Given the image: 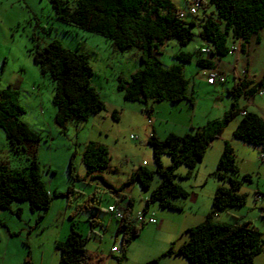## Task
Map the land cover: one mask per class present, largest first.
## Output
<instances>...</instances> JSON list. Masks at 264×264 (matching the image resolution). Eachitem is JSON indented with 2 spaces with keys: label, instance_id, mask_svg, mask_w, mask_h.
Returning a JSON list of instances; mask_svg holds the SVG:
<instances>
[{
  "label": "rangeland",
  "instance_id": "1",
  "mask_svg": "<svg viewBox=\"0 0 264 264\" xmlns=\"http://www.w3.org/2000/svg\"><path fill=\"white\" fill-rule=\"evenodd\" d=\"M62 1L71 9L75 6V0ZM172 1L178 8L187 11L186 0ZM203 2L206 11H214L209 0ZM203 14L204 9H201L198 18ZM192 31L194 39L185 47H180L174 39L168 40L159 47L158 58L166 68L176 64L182 66L183 75L190 81L188 88L194 96V104L186 100L174 103L149 102L147 107L152 106L153 111L145 112V105L125 102L122 93L117 90L120 78L129 80L133 73L142 68L138 49L120 52L104 37L63 23L57 19L51 0H0V89L8 88V84L15 86L11 87L17 93L14 98L25 110L20 119L41 135L36 156L42 180L50 192L62 194L53 199L50 210L40 222L37 219L41 212H31L27 202H14L11 210H0V264H24L28 252L34 264H58L59 253L55 249V238L57 235H68L71 215L77 230L84 236L90 235L87 249L93 254L102 255V264H116L110 251L115 247L119 252L113 256H122V237L117 234L118 220L107 211L115 196V193H111V186L119 188L123 194L133 195V217L138 212L154 219H160L158 214L165 213L164 211L176 214L175 210L161 211L157 204H151L150 207L156 208L158 214H149L143 209L149 192H143L140 183L134 179L138 170L144 168L154 173L152 188L161 180L153 149L148 144L150 134L154 127L157 128L156 136L160 139L171 132L177 135L193 133L195 129L206 125V120L223 117L234 99L226 90L233 86V76L228 77L226 84L208 85L209 70L197 64L198 58L194 54L201 45V39L195 27H192ZM32 36L36 37L35 41L31 39ZM53 40H58L66 49L88 56L94 70L92 85L105 105L102 111L91 115L86 121H69L64 132L55 123L56 108L52 104L54 87L50 77L40 74L35 85L28 87L26 81L31 76L24 75L29 65L37 67L28 51L35 50L37 43L44 45ZM180 51L193 53L191 61H180L176 57ZM36 69L38 71L39 68ZM29 71L32 73V70ZM34 86L35 91L31 89ZM237 99L238 105L242 107L245 104L243 97ZM246 105L251 111L255 108L262 112L257 113L264 115V90L262 96H256L253 106ZM239 118L229 123L222 138L228 141L235 152L239 169L236 178L241 182L239 193L246 196V204L229 208L213 219L229 214V223L234 224L235 219L248 222L250 227L263 233L264 239V146L244 143L233 137ZM192 123L193 129H184V126ZM132 135L138 139L132 140ZM232 141L235 144L230 143ZM90 142L107 148L109 165L106 169L88 173L83 154ZM201 163L187 178H180L188 171L185 166L176 169L174 182L183 187L188 196L185 199H173V203L184 205L187 209L188 204L193 202L192 194H199L200 211L210 214L215 190L219 186L228 187L229 184L213 175L216 169L209 174L203 166L204 162ZM0 164H6L11 169L28 166L25 154L15 153L10 148L1 128ZM169 164L170 157L163 155L162 165L166 167ZM244 175H248L249 179L243 180ZM94 194L96 197H93ZM90 197H93L89 200L90 205L99 206L100 211L84 208ZM18 209L22 210L20 217L16 214ZM137 224H141V228L144 226L138 241L145 242V235H150V223L143 225L144 223L137 221ZM186 239L187 234L184 233L180 242ZM135 245L130 254L140 252ZM171 259L170 264H188V260L182 256L178 259L171 256ZM122 264H134V260L132 262L129 256V260Z\"/></svg>",
  "mask_w": 264,
  "mask_h": 264
},
{
  "label": "trees",
  "instance_id": "2",
  "mask_svg": "<svg viewBox=\"0 0 264 264\" xmlns=\"http://www.w3.org/2000/svg\"><path fill=\"white\" fill-rule=\"evenodd\" d=\"M201 1V9H204L201 18H198V13L181 18L184 10L172 0H75L72 9L62 0H51V3L57 19L63 23L104 37L120 52L133 48L139 50L142 68L133 73L129 80L120 78L117 90L122 93L125 102H139L145 105V112H151L153 107H147L149 102L186 100L194 104V96L188 88L190 81L183 75L182 66L176 64L166 68L158 58L159 47L168 40L174 39L180 47H185L194 39L192 27H195L201 39V45L194 53L198 58L197 64L211 72L218 70L216 62L232 51V41H241V51L244 52L245 44L264 28V0H209L214 8L211 12L206 11ZM31 39L35 41L36 37L32 36ZM35 47V50L28 52L41 75L50 77L53 83L55 123L62 132L69 121H86L105 108L99 92L92 85L94 70L87 55L64 48L58 40L44 45L37 43ZM207 47L210 52H203ZM194 54L180 51L176 57L188 63ZM263 90L264 72L258 82L247 78L236 81L228 91L234 99L223 117L209 121L193 133H170L164 139L154 133L150 135L148 144L153 149L161 180L152 188L154 173L144 168H140L134 177L142 191L149 192L145 211L151 204H157L161 210H181L173 199H185L188 192L174 182L176 169L185 166L188 171L180 178L189 177L204 159L210 145L223 134L233 119L240 117L233 132L236 140L264 146V118L240 108L237 102L238 97L253 98ZM16 94L10 87L0 90V128L10 148L15 153L25 154L28 166L11 169L6 164H0V210H11L14 202H27L31 212H41L37 219L40 222L50 210L53 199L62 194L50 192L42 180L36 156L41 135L20 119L25 110L14 98ZM165 154L170 157V164L166 167L162 165ZM83 159L88 173L106 169L109 165L107 148L93 142L86 145ZM236 160L233 148L226 142L213 175L229 186H219L215 190L212 212L200 224L187 229V239L180 246L175 248L176 244L173 243L160 257L143 264H159L161 258L173 255L186 258L188 264L255 263L263 252V233L239 219H235L234 224L219 223L213 219L218 213L246 204V196L239 193L241 182L236 178L239 174ZM242 178L248 180L249 176ZM110 188L112 192L121 194L113 186ZM93 197H96L95 194ZM93 197L86 201L84 208L100 211L99 206L90 205L89 200ZM122 198L125 200L126 196L122 195ZM133 207L134 200L129 199L123 219L118 220L117 234L122 237V256L114 257L116 264H122L127 259L128 245L142 229L133 217ZM21 212V209L16 211L18 217ZM70 220L67 237L55 242V249L59 253L58 264H95L93 253L86 246L89 237L77 230L72 215ZM24 264H34L30 252Z\"/></svg>",
  "mask_w": 264,
  "mask_h": 264
},
{
  "label": "crops",
  "instance_id": "3",
  "mask_svg": "<svg viewBox=\"0 0 264 264\" xmlns=\"http://www.w3.org/2000/svg\"><path fill=\"white\" fill-rule=\"evenodd\" d=\"M241 43H242L241 41L231 42L230 43L231 48L237 47V50L231 51L226 57H222L220 60H218L216 62L218 64V70L220 72H223V74L225 76V81L222 84L228 83V77L229 76H233V78H234L233 86L235 85L236 81L237 82L241 81L244 78L252 79L253 81L258 82L261 75H262V72H264V52H263V50H264L263 49L264 48V28L259 32V34L256 37L252 38L249 43L245 44L246 48H245L244 52L241 51ZM34 65L37 66L36 64H34ZM28 68L30 70H32L31 71L32 73H30L29 69L26 68L27 72H25L24 75L25 76L27 75V77L31 76V79L26 81V84L29 87L32 84L35 85L36 78L37 77L39 78L41 73L38 72V71H40L39 69L37 71L36 68H38V67H34V66L32 67L31 65H29ZM207 72H208L207 74L209 75V71H207ZM208 85L212 86L209 83H208ZM7 87L11 88V87H15V86H13V84H8ZM231 88H232V86H231ZM231 88H226L227 92ZM16 89H18V88H16ZM31 89L35 91V86H34V88L31 87ZM2 90H4V89H2ZM258 95L262 96L263 94L262 95L258 94ZM256 96L253 98L243 97L245 104L242 107H240V106L239 107L245 108L247 111H251L250 109L247 108L246 104H249V105L251 104L253 106ZM256 109H258V108H256ZM258 111H259V113H262L260 110H258ZM258 111L255 110V108H253V111H251V112L257 113ZM260 115H262V114H260ZM262 117L264 118V115H262ZM214 118L215 117L211 118L210 120H213ZM239 121H240V118L236 122V127H237ZM206 122L208 123L209 120L208 121L206 120L204 123H206ZM202 125H204V124H202ZM191 128L192 129L194 128L193 123L190 126H184L185 130H187V129L190 130ZM156 130H157V128L154 127L152 133H154L155 135H157L155 132ZM171 133H174V132H171ZM174 134H177V133H174ZM179 135H180V133H179ZM222 135H224V134H222ZM222 135L210 145V147L208 148L207 153H206V155L202 161L205 164L203 166L207 169V172L209 171V174H211V172H213L216 169L217 162H218V159H220V157L222 155L224 145L226 144V142H228V141L223 140ZM230 143L235 144V142L233 143V141ZM206 182H207V180H205V183ZM114 188L117 190H120L119 188H116V187H114ZM111 193L114 194V192H111ZM120 193L121 194L115 193V196H113L114 201L112 203H110L108 205V207L117 200H121V201L123 200V203L125 205L127 204L129 199L134 200L133 195H126V194H123L121 191H120ZM122 195L126 196L125 200H124V198H122ZM192 195H193V197H192L193 202L191 201L192 203L188 204V206H187L188 210L186 209V206L178 204L177 206L180 207L181 210L176 211V214L170 213V212L167 213V211H164L165 213L158 214L156 208L149 207V209L146 210V212H148L149 214H158V215H160V219H155L156 220L155 223L149 224L150 226L148 225V230L150 232V235H145V238H146L145 242L138 241L142 236L141 232H140L139 236L129 243L128 248H127V259L125 261H128L129 256H130L132 262L134 260V264H143V263L149 262L153 259L160 257L163 253H165L172 246L173 243L177 244V247L180 246L184 242V241L183 242H180V241L184 238V233L187 231V229L188 228L190 229V228L200 224L209 215V214H205V212H203L202 210L200 211V203L198 200L200 195L199 194H192ZM148 196H147V198H148ZM143 209L145 210V208H143ZM161 211H163V210H161ZM234 214H236V213L234 212ZM222 216H224V217H222ZM229 216H230L229 214L220 215V216H217L216 220L215 219L214 220L216 222H219V223H227L229 221V219L231 218V216L230 217ZM263 217H264V215H263ZM146 223L147 222H144L143 225H145ZM140 226H141V224H140ZM69 230H70V225H69ZM86 236L89 237L87 245H86L88 247V243H89V240H91V238H90L89 234H87ZM66 237H67V235H64V234L63 235H57L55 238L56 239L55 241H63ZM150 237H152V239ZM148 239H150V240H148ZM135 244L139 247L140 252L135 251L134 253L130 254V250H131L132 246H134ZM113 248L114 247L111 248L110 255H111V257L114 258L113 255L116 252L115 253L112 252ZM263 253H264V251L255 259L254 264H264V254ZM93 255L95 257L94 259L97 260V262H94V263L95 264H102V262H103L102 255L101 256L100 255L98 256L96 254H93ZM178 257L179 256H174L175 259H178ZM98 258H99V260H98ZM171 261H172L171 256L170 257H163L159 260V264H170ZM180 264H187V262H181Z\"/></svg>",
  "mask_w": 264,
  "mask_h": 264
},
{
  "label": "built area",
  "instance_id": "4",
  "mask_svg": "<svg viewBox=\"0 0 264 264\" xmlns=\"http://www.w3.org/2000/svg\"><path fill=\"white\" fill-rule=\"evenodd\" d=\"M201 7H202L201 0H187V11L182 12L180 14V17L184 18L187 15L196 16L199 10L201 9ZM233 50L236 51L237 48L233 47ZM202 51L210 52L208 47L204 48ZM224 81H225V77L223 73L220 72L219 70H214L210 72L209 77H208L209 84L214 85L216 83H224ZM259 94L262 95V92H260ZM131 139L137 140L138 137L132 135ZM125 208H126V205L123 203V201L117 200L108 207L107 211L117 220H122L124 217ZM135 218H136V221L141 222V223H144V222H148L150 224L155 223V219L153 217L150 216L146 218L144 213H141V212H138L135 215ZM112 251L119 252V250L116 248H113Z\"/></svg>",
  "mask_w": 264,
  "mask_h": 264
},
{
  "label": "clouds",
  "instance_id": "5",
  "mask_svg": "<svg viewBox=\"0 0 264 264\" xmlns=\"http://www.w3.org/2000/svg\"><path fill=\"white\" fill-rule=\"evenodd\" d=\"M237 48V47H236ZM232 51H234L233 50V47H232ZM209 74H210V72H209ZM208 77H209V75H208ZM217 84V83H216ZM215 85V84H214ZM262 92V94H263V91H261ZM127 205V204H126ZM134 218H135V216H134ZM136 221V220H135ZM136 223H137V221H136ZM138 225V224H137ZM115 248V247H114ZM113 252V251H112ZM113 253H115V252H113Z\"/></svg>",
  "mask_w": 264,
  "mask_h": 264
}]
</instances>
